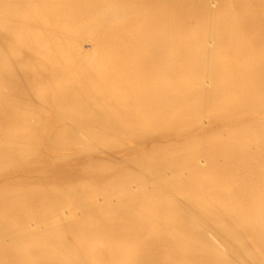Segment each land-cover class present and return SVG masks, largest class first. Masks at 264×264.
Listing matches in <instances>:
<instances>
[{
  "label": "bare ground",
  "instance_id": "1",
  "mask_svg": "<svg viewBox=\"0 0 264 264\" xmlns=\"http://www.w3.org/2000/svg\"><path fill=\"white\" fill-rule=\"evenodd\" d=\"M0 264H264V0H0Z\"/></svg>",
  "mask_w": 264,
  "mask_h": 264
}]
</instances>
